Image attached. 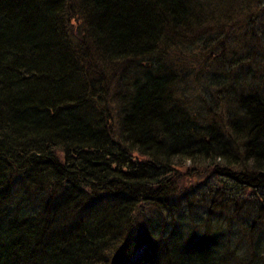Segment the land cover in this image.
<instances>
[{
  "label": "trees",
  "instance_id": "trees-1",
  "mask_svg": "<svg viewBox=\"0 0 264 264\" xmlns=\"http://www.w3.org/2000/svg\"><path fill=\"white\" fill-rule=\"evenodd\" d=\"M260 221L264 0H0V264H254Z\"/></svg>",
  "mask_w": 264,
  "mask_h": 264
},
{
  "label": "rangeland",
  "instance_id": "rangeland-1",
  "mask_svg": "<svg viewBox=\"0 0 264 264\" xmlns=\"http://www.w3.org/2000/svg\"><path fill=\"white\" fill-rule=\"evenodd\" d=\"M208 44L210 45V43H208ZM202 46H204V45L202 44ZM190 47H192V46H190ZM180 48H182L180 53H178L177 51H171V53L174 55H177L181 59V61H184L186 63V67L189 65L191 66L192 62L195 61L196 58H199V56L201 55V53L199 52L198 46H194L192 49H188V50L184 47H180ZM194 71H195V74H197V73L200 74V66L198 64L195 65ZM204 75H205L204 73L200 74L201 81L199 84H201V86L199 87V89H196L193 92H198L199 90H201V92H203V94H205V95H206V92L210 93V94L216 93L217 89H218L217 85L211 84V80L208 78H205ZM204 86H205V91L203 88ZM196 176L197 175L195 173H192L191 175L186 174L185 176L182 175V178L184 179V181L183 180H181V181L184 182V185L189 186L191 183L196 181V179H198ZM174 199L175 200L172 199V201H176L179 198L177 197V199L176 198H174ZM245 202L247 203V205H250L251 204L250 202H252V200H249V198H247L245 200ZM195 208H196L197 213H199V215L197 217L198 218L197 220H199L200 217H202L201 215L205 214V212L203 211V208H200L198 206H195ZM187 209H188V206H186V204H182L180 206V210L183 211V214L186 213ZM249 209L252 210V208H249ZM240 216H241V219L239 218ZM257 218H260L258 213H254V214L250 215L249 213L242 214V212H241V214L238 216L235 214L233 215V219L236 221L235 225H241L242 219H245L244 221L251 222V221L256 220ZM258 223H259V225L262 226L260 232L262 233V235L264 237V231H262L264 229V221H260ZM244 233L248 236V239H249L250 234L248 235L246 233V231H244ZM248 239H245L247 244H249L251 241L250 239L248 241ZM261 245L264 246V241L262 242ZM261 245H260V249H259L260 255H259L258 261L255 262L254 264H264V248H261ZM252 257L253 256H251V258Z\"/></svg>",
  "mask_w": 264,
  "mask_h": 264
}]
</instances>
